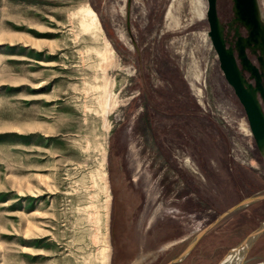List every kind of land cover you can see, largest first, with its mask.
I'll list each match as a JSON object with an SVG mask.
<instances>
[{
    "label": "rangeland",
    "instance_id": "1",
    "mask_svg": "<svg viewBox=\"0 0 264 264\" xmlns=\"http://www.w3.org/2000/svg\"><path fill=\"white\" fill-rule=\"evenodd\" d=\"M207 8L0 0V264H164L210 223L177 264H220L241 245L222 264H264V150ZM216 10L231 42L233 0Z\"/></svg>",
    "mask_w": 264,
    "mask_h": 264
},
{
    "label": "water",
    "instance_id": "2",
    "mask_svg": "<svg viewBox=\"0 0 264 264\" xmlns=\"http://www.w3.org/2000/svg\"><path fill=\"white\" fill-rule=\"evenodd\" d=\"M233 11L234 17L232 21L243 24L249 32V36L240 38L236 45L238 55L241 58L242 67L239 66L233 47L226 45L223 26L216 10V0H208V34L218 54L220 67L223 70L224 76L228 83L234 88L238 99L244 107L254 140L258 147L264 150V21L258 15L257 0H233ZM246 45L253 51H256L257 47L260 49V54L258 55L260 70L247 57L244 49ZM244 69L250 71V77L254 78L255 83L249 81L245 77L243 73ZM255 197L256 196L246 197L238 204L224 211L218 219L241 203ZM212 224L213 223H210L209 226L203 229L193 239L185 251L171 260L168 264L181 261L197 240L212 227ZM256 235L257 233L250 236L248 244L251 243Z\"/></svg>",
    "mask_w": 264,
    "mask_h": 264
},
{
    "label": "bare ground",
    "instance_id": "3",
    "mask_svg": "<svg viewBox=\"0 0 264 264\" xmlns=\"http://www.w3.org/2000/svg\"><path fill=\"white\" fill-rule=\"evenodd\" d=\"M257 4H258V15L259 17L264 21V13L263 11L261 10L260 8V5H259V1L257 0ZM81 13L83 15V17L85 18V20L88 22V24L94 29L96 30L99 34H102L104 33V30H103V27L101 25V22L99 20V17H98V14L96 13V11L92 8V6L89 4V3H85V2H82L81 3ZM105 50L106 52L108 53V56L111 58V59H115V54H114V48L113 46L111 45V43L109 42L108 39H106V46H105ZM250 239V238H249ZM248 239V240H249ZM248 240L246 242H248ZM244 242V243H246ZM247 245H241L239 247H236L234 249H232L230 251V254L220 263H224V261H226L228 259V257L231 255L232 252L234 251H239L238 252V256L241 257L242 254H243V251L244 249L246 248ZM110 251V250H109ZM107 253H108V250H107ZM106 253V254H107ZM105 254V255H106ZM110 254V253H108ZM107 256V255H106ZM105 256V257H106ZM238 258V257H237ZM108 259V257H107ZM240 259V258H239ZM109 260V259H108Z\"/></svg>",
    "mask_w": 264,
    "mask_h": 264
},
{
    "label": "flooded vegetation",
    "instance_id": "4",
    "mask_svg": "<svg viewBox=\"0 0 264 264\" xmlns=\"http://www.w3.org/2000/svg\"><path fill=\"white\" fill-rule=\"evenodd\" d=\"M235 22H231L230 23V25L229 26H227L226 28H225V32H232V38H233V40L230 42V41H227L226 40V38H225V40H226V45L227 46H232L233 47V49H234V53H235V56H236V58H237V61H238V63H239V66L240 67H242V64H241V58L239 57V55H238V50H237V48H236V45H237V41L240 39V38H246V37H248L249 36V32H248V30H247V28L243 25V24H241V23H239L238 22V24H234ZM240 27H243L244 29H245V32H244V34H242L241 32H240ZM228 29V30H227ZM245 53H246V55H247V57L249 58V56H248V54H247V49L248 50H251V48L248 46V45H246L245 46ZM260 54V49L257 47L256 48V52H255V55H256V60H257V62H258V65L257 64H255L257 67H258V69L260 70V68H259V60H258V55ZM249 60L251 61V59L249 58ZM252 62V61H251ZM253 63V62H252ZM254 64V63H253ZM245 71L247 70V69H244ZM243 70V71H244ZM247 72H248V75L250 76L251 75V73H250V71L249 70H247ZM253 78V77H252ZM253 80H254V78H253ZM253 83H255V80L253 81Z\"/></svg>",
    "mask_w": 264,
    "mask_h": 264
},
{
    "label": "crops",
    "instance_id": "5",
    "mask_svg": "<svg viewBox=\"0 0 264 264\" xmlns=\"http://www.w3.org/2000/svg\"><path fill=\"white\" fill-rule=\"evenodd\" d=\"M251 200H253V199H251ZM251 200H248V201H246V202H244V203H241V204L238 205L236 208H239V207H241V206L247 204V203H248L249 201H251ZM238 203H239V202L236 201L234 204H232L231 206L227 207V209L230 208V207H232V206H234V205H236V204H238ZM242 204H243V205H242ZM236 208H234V209L231 210L230 212L226 213L225 216L228 215V214H230V213H232V212H234V210H235ZM223 216H224V215H223ZM121 223H126V220H123ZM172 244H175V243H172ZM163 247H164V246H163ZM163 249H164V248H163ZM161 250H162V249H161ZM232 253H234V252H232ZM232 253H231V255H232ZM187 254H188V253H187ZM231 255H230V256H231ZM230 256H229V257H230ZM137 259H138V258H137ZM134 261H135V260H134ZM134 261H133V262H134ZM179 262H180V261H179ZM179 262H176V263L174 262V263H171V264H177V263H179ZM168 263H169V262H166V263H164V264H168ZM132 264H133V263H132Z\"/></svg>",
    "mask_w": 264,
    "mask_h": 264
}]
</instances>
